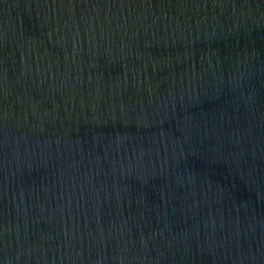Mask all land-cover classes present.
<instances>
[{
  "label": "water",
  "instance_id": "1",
  "mask_svg": "<svg viewBox=\"0 0 264 264\" xmlns=\"http://www.w3.org/2000/svg\"><path fill=\"white\" fill-rule=\"evenodd\" d=\"M0 264H264V0H0Z\"/></svg>",
  "mask_w": 264,
  "mask_h": 264
}]
</instances>
